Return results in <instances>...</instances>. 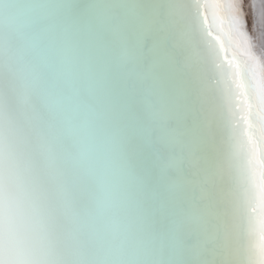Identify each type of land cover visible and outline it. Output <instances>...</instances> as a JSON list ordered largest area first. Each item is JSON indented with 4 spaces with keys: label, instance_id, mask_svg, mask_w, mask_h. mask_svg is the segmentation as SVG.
Listing matches in <instances>:
<instances>
[{
    "label": "snow or ice",
    "instance_id": "6c2138e0",
    "mask_svg": "<svg viewBox=\"0 0 264 264\" xmlns=\"http://www.w3.org/2000/svg\"><path fill=\"white\" fill-rule=\"evenodd\" d=\"M0 0V264H264V0Z\"/></svg>",
    "mask_w": 264,
    "mask_h": 264
},
{
    "label": "bare ground",
    "instance_id": "6f19581e",
    "mask_svg": "<svg viewBox=\"0 0 264 264\" xmlns=\"http://www.w3.org/2000/svg\"><path fill=\"white\" fill-rule=\"evenodd\" d=\"M245 11L248 13L249 30L251 31V25H252V13H251V10L247 7V0H245Z\"/></svg>",
    "mask_w": 264,
    "mask_h": 264
}]
</instances>
